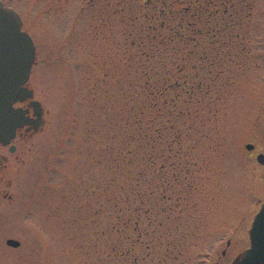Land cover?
<instances>
[{"label":"rangeland","instance_id":"1","mask_svg":"<svg viewBox=\"0 0 264 264\" xmlns=\"http://www.w3.org/2000/svg\"><path fill=\"white\" fill-rule=\"evenodd\" d=\"M3 1L34 40L48 112L0 212V264H211L264 202L240 160L264 141L251 26L223 49L186 7L227 0Z\"/></svg>","mask_w":264,"mask_h":264},{"label":"flooded vegetation","instance_id":"2","mask_svg":"<svg viewBox=\"0 0 264 264\" xmlns=\"http://www.w3.org/2000/svg\"><path fill=\"white\" fill-rule=\"evenodd\" d=\"M223 3L225 8L221 12V8L215 2L194 3L189 2L186 7L187 13L192 12V17L199 16L203 21V26L206 30V35L218 37L216 33L220 30L222 33V48L228 49L233 45L229 41V38H234L237 41L243 40L245 35L241 32L244 28L251 26V32L254 38L258 37L260 42L257 47L264 56V0H235L230 2L227 0ZM224 2V1H223ZM213 8H216L212 10ZM221 13V14H220ZM204 16V19H203ZM221 19L222 24L218 29L213 26L217 23L216 19ZM202 25V23H201ZM227 32L229 34H227ZM240 45V42L236 44ZM256 47V48H257ZM242 50L247 52V46L242 43ZM28 88L33 91V97L24 101H18L13 104V111L18 114V120L14 135L11 137L8 135L4 140L0 142V212L6 203H13L15 200V182L19 177L21 168L25 163V157L27 151L23 148V144H27L30 139L39 134L47 124V110L42 100H40L36 91L29 86ZM36 103V104H35ZM38 103V104H37ZM42 113V119L45 124L36 131L33 121L37 119V113ZM37 112V113H36ZM264 136V128L261 133ZM251 146V149H248ZM22 147V149L20 148ZM243 157L240 159L245 165L242 168L244 177L252 182V184L264 185V141L257 143H247L245 145ZM247 164V165H246ZM249 171L260 172L258 178H251L247 175ZM264 203V202H263ZM262 203V204H263ZM261 204V206H262ZM255 217V216H254ZM254 218L249 226H245L242 229L232 231L227 238L223 236L218 241V247L212 254L211 264H234L251 246L250 229L252 227ZM18 240L16 236H12L6 240ZM19 241V240H18ZM14 248L8 246L10 249H19L22 245Z\"/></svg>","mask_w":264,"mask_h":264},{"label":"water","instance_id":"3","mask_svg":"<svg viewBox=\"0 0 264 264\" xmlns=\"http://www.w3.org/2000/svg\"><path fill=\"white\" fill-rule=\"evenodd\" d=\"M22 27L20 14L0 0V142L14 135L19 114L13 111V104L33 97L26 84L36 59V47ZM42 113L40 110L33 121L36 131L45 124ZM250 237L251 247L234 264H264V205L255 217ZM7 245L17 248L20 242L8 240Z\"/></svg>","mask_w":264,"mask_h":264}]
</instances>
